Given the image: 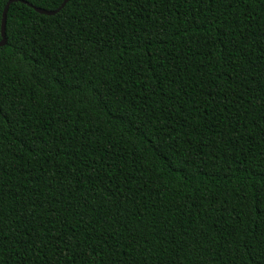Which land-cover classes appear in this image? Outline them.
<instances>
[{
    "label": "trees",
    "instance_id": "1",
    "mask_svg": "<svg viewBox=\"0 0 264 264\" xmlns=\"http://www.w3.org/2000/svg\"><path fill=\"white\" fill-rule=\"evenodd\" d=\"M7 24L27 57L0 55L18 121L0 119V264H246L264 248V0L15 2Z\"/></svg>",
    "mask_w": 264,
    "mask_h": 264
},
{
    "label": "snow or ice",
    "instance_id": "2",
    "mask_svg": "<svg viewBox=\"0 0 264 264\" xmlns=\"http://www.w3.org/2000/svg\"><path fill=\"white\" fill-rule=\"evenodd\" d=\"M16 3L25 2L29 7L35 8L39 3L40 7L46 6L47 3H51V15L59 16L60 13L65 12V10H71V7L78 6L81 3V0H15ZM26 27L25 25L21 26V30ZM27 34L23 36H18L17 39L11 43L9 28L6 19H0V55L3 54V50L6 47H10L14 50L17 58L27 57L26 46L23 42L26 41ZM98 99L103 104L104 107H107L105 101H103V94L100 93ZM110 110V109H109ZM0 119L6 121L9 124L18 123L12 115H9L2 105H0ZM260 204H264V200L260 201ZM257 210L264 214V209L260 208V205H257ZM261 244H264V240L261 241ZM247 261L246 264H264V248H257L256 246H251L246 249Z\"/></svg>",
    "mask_w": 264,
    "mask_h": 264
},
{
    "label": "water",
    "instance_id": "3",
    "mask_svg": "<svg viewBox=\"0 0 264 264\" xmlns=\"http://www.w3.org/2000/svg\"><path fill=\"white\" fill-rule=\"evenodd\" d=\"M12 3H15V0H10L8 2V4L6 5V7H5L4 14H3V19H6V21H7V14H8V11H9V7H10V5ZM23 3H25V2H23ZM25 4H27V3H25ZM33 9L35 11H37L38 13H40V14H43V15H46V16H53V15H51V10H45V9L37 8V7L33 8Z\"/></svg>",
    "mask_w": 264,
    "mask_h": 264
}]
</instances>
